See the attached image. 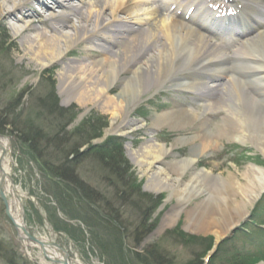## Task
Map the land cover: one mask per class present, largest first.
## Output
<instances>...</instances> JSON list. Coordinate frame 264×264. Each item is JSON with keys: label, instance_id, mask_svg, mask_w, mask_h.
<instances>
[{"label": "rangeland", "instance_id": "374dc122", "mask_svg": "<svg viewBox=\"0 0 264 264\" xmlns=\"http://www.w3.org/2000/svg\"><path fill=\"white\" fill-rule=\"evenodd\" d=\"M43 1L44 8L31 2L30 7L34 12L22 19L24 23L15 24L7 17V12L19 0H11L3 10L0 9V144L3 140L7 143L4 158L6 162H11L12 184L19 188L22 195L19 196L22 205L19 216L28 232L34 237L55 242L71 258L83 264L264 263V194L251 209L250 218L238 229L226 233L227 238L225 236L217 240L215 233L226 228V221L222 224L219 221L220 225L217 224V213H212L209 209L214 204L209 197L216 194V182L220 177H227V173H230L243 186V179L250 168H264V158L255 148L261 122L258 123L256 118L253 120L249 114L236 116L240 130L246 135L245 143L239 145L229 137H236L235 134L223 131L228 129L222 121L224 113H204L202 103L187 93L174 95L172 92H158L144 96L130 113H121L119 122L125 120L129 124L125 136H105L111 126L112 115L102 109V99L95 100V104L81 105L75 99L70 100L72 93L66 95L58 88L62 68L69 62L85 57L87 48L81 45L72 47L69 51L66 50L68 54L64 53L66 56L63 61L45 68H41L26 55L22 43L24 36L51 32L53 25L65 27L64 31H67L69 25L77 24L71 6L78 5V0H60V6L52 4L51 0ZM81 1L93 3L95 0ZM206 1L208 0H150L146 5V0H141V8L150 11L164 4V17L171 14L179 17L184 14L186 6L204 4ZM235 1L239 3L238 0ZM66 3H71V6ZM180 4L184 7L177 10L176 7ZM142 13L143 11H139L137 14L141 16ZM51 16L58 20L55 23L49 21ZM191 18L199 20L194 16ZM26 22L31 26L28 32L25 29L15 35L14 27L18 30L24 28ZM156 22L148 21L145 26L140 27L145 30L149 28L153 32ZM33 27L37 30H33ZM215 41L219 44L223 42L218 37ZM238 42L239 39H235V43ZM113 46L114 49L120 47L118 43ZM97 54L98 52L93 51L90 56L98 58L95 57ZM118 91L115 88L112 95L107 97H114ZM178 104L180 108L197 111L199 119L204 123L203 129L195 131L189 126L180 129L162 122L161 117ZM87 118L90 122L78 130V126ZM6 123L11 125L2 126ZM103 124L106 126L101 130V136L90 140L98 134V129ZM229 127V131L232 130ZM199 133L214 141V146L201 151L197 150L199 144L194 141H182ZM212 135H216V138L211 137ZM18 136L32 139L42 160L54 167L76 158L72 168L73 177L78 183L75 185L83 187L93 201L100 205V208L93 207L99 218L102 219L103 216L105 220H109L106 217L110 216V219H116L120 226L121 245L114 243L116 239L113 240L110 234L98 227H86L79 221H65L64 225L60 223L65 218L57 209L54 194L46 190L45 186L51 185L44 179L47 173L40 169L41 165L37 161L30 158L26 145L21 143ZM109 138H119L123 142L124 158L131 167L130 172H123V177L117 175L105 157L97 155L99 148ZM152 143L164 145L168 150L155 165L168 174L172 171V166L182 158H192L199 153L193 166L195 171L192 170L189 178L187 175L191 170L185 172L182 178L188 182L195 172L206 171L205 192L188 204L179 205L176 200H169L168 191L154 193L146 190L147 176H143V170L132 161L131 152ZM235 187L237 188L236 185ZM8 196L11 200L12 197ZM235 196L239 197L233 188L232 192L225 195L227 208L232 209ZM73 210L78 211L76 208ZM209 217L213 219L210 220ZM79 218H82V214ZM104 222L113 227L107 221ZM188 228L189 231L186 230ZM223 231L224 229L221 233ZM101 241L102 245L97 247V242ZM24 242L18 240L17 232L4 216L0 201V264H9L3 255L13 252L20 254L26 264H40L43 258L39 250L25 246Z\"/></svg>", "mask_w": 264, "mask_h": 264}, {"label": "bare ground", "instance_id": "6f19581e", "mask_svg": "<svg viewBox=\"0 0 264 264\" xmlns=\"http://www.w3.org/2000/svg\"><path fill=\"white\" fill-rule=\"evenodd\" d=\"M33 1L44 8L43 0H19L7 12V17L15 24L22 22V19L33 14L30 7ZM51 1L54 5H62L60 0ZM238 1L239 4L228 0H220L214 5L207 1L204 4H191L186 6L183 15L178 17L171 14L165 18L164 4L147 11L141 8V0H95L93 3L78 0L76 6L66 3L72 7L77 24L69 25L67 31H64L65 27L53 25L51 32L24 36L22 43L26 55L41 68L63 61L72 47L81 45L87 48L85 57L69 62L62 68L58 88L66 95L72 93L70 100L75 99L81 105L95 104V100L102 99V109L112 115L111 126L105 136H125L129 124L125 120L119 122L121 113H130L149 93H187L202 103L204 113H224L222 121L228 129L223 131L235 134L236 137H229L239 145L245 143L246 135L240 130L236 116L249 114L253 120L256 118L258 123L261 122L255 148L264 158V0ZM149 2L146 0V5ZM10 3L11 0H2L0 9L3 10ZM181 6L178 5L176 9L179 10ZM139 11H143L141 16L137 14ZM187 13L199 20L186 19ZM125 18L127 20H123ZM55 20L58 18L54 19L53 16L49 19L53 23ZM148 21H157L153 32L140 27ZM29 28L31 26L27 22L19 30L14 27L15 35L25 29L28 32ZM34 29L37 30L36 27ZM216 37L223 42L216 43ZM235 39H239V42L235 43ZM117 43L120 47L114 49L113 45ZM93 51L98 52L95 56L98 58L90 56ZM115 88L119 90L118 93L108 98ZM179 106L161 117L162 122L180 129L188 126L195 131L203 129L204 123L197 111ZM211 137L216 138V135ZM182 141H194L199 144L197 150L201 151L214 146V141L200 133ZM1 146L7 147L6 141L3 140ZM166 152L168 150L164 145L152 143L132 151V161L143 170V176H147L146 190L154 193L168 191L169 200H176L179 205L188 204L205 192L204 180L208 173L198 171L190 181H183L185 172L191 170L188 178L192 175L193 166L199 158L197 153L192 158L184 157L175 163L170 175L155 167ZM0 162V176L5 174L4 192L7 197L8 194L12 197L11 200L8 198L11 213L16 222L25 226L19 216L22 209L19 196L22 195L11 180V162L8 160V164L4 157ZM232 176L227 173V177H220L216 182V194L209 197L214 203L209 209L217 213L216 223L220 225L219 221L221 224L226 221V228L215 233L217 240L241 227L254 204L264 194V168H250L243 179V186ZM232 188L239 197L233 198L230 209L225 205V195L232 192ZM223 229L224 233H221ZM186 230L189 231V228ZM39 239L48 241L46 238ZM24 241L25 246L39 250L43 258L40 264H61L64 256L59 250L44 246L45 255L59 261L53 263L44 257L39 245ZM70 260L69 264H83L71 257Z\"/></svg>", "mask_w": 264, "mask_h": 264}, {"label": "trees", "instance_id": "16d2710c", "mask_svg": "<svg viewBox=\"0 0 264 264\" xmlns=\"http://www.w3.org/2000/svg\"><path fill=\"white\" fill-rule=\"evenodd\" d=\"M89 120L90 119L87 118L83 123H81V125L78 126V130H80V128L82 129V126L84 124L90 122ZM4 125H11V123L2 124V126ZM105 126L106 124L100 126L98 129L99 130L98 134L94 135L90 140L98 139L101 136V130H103ZM18 138L21 140V143L22 142L24 143V146L26 145L25 147L27 148V153L30 156V158L32 160L34 159V161H37L38 164L41 165L40 169H44L45 171L44 173H47V177H46L47 179L45 177L44 179L46 182H50L51 185L45 186L46 190L54 194L56 198L57 209L61 212L63 218H65V220H63L64 222L61 220L60 223L66 224L65 221H79L86 227H90V228L98 227L107 234H110L113 237V240L116 239L114 243L118 242L116 244L121 245L120 236H119L120 226L118 225L116 219L115 220L110 219L109 218L110 216L108 215H107L108 217L106 218H108L111 221L105 220L101 215L100 216L102 217V219L99 218L96 212L97 210L95 211L93 207L100 208V205H97V202L93 201L92 197L87 193L85 189H83V187L75 185L78 183L75 182L76 179H74L73 177L72 168L76 158L71 161L66 160L65 162L61 163L60 166L58 165L54 167V165L48 164L42 160L40 153L36 151V148L32 144L33 143L32 139L29 140L28 138L20 137V136H18ZM101 148H99V150L97 151V155H99V157H105L106 160H108V164L113 166L117 175L123 177L124 176L123 172L126 174L131 171V167H129L128 162L124 158L123 142L121 139L109 138L108 140L105 141V143ZM123 167L125 168V170ZM48 176L52 177L54 180L49 178ZM74 208H76L78 211L77 212L74 211L73 210ZM101 210L105 211L104 209ZM81 214H82V218H79ZM104 221H107L114 228L108 226ZM106 226L108 228H106ZM54 228L56 230L59 229L57 227ZM103 241L97 242L96 246L100 247ZM111 244L112 246H115L113 243ZM3 256L5 259H7L9 264H26V262L24 261V259L21 257L20 254L18 255L13 252L10 255L7 256L3 255ZM107 264L110 263L107 262Z\"/></svg>", "mask_w": 264, "mask_h": 264}, {"label": "water", "instance_id": "95a60500", "mask_svg": "<svg viewBox=\"0 0 264 264\" xmlns=\"http://www.w3.org/2000/svg\"><path fill=\"white\" fill-rule=\"evenodd\" d=\"M0 150L2 152L0 160L2 161V157H4V154H5V148L2 147L1 144H0ZM0 172H2L1 162H0ZM4 177H5V174L2 173V175L0 176V201H1V203L3 205V208H4V216L10 221L13 229L17 232L18 240L20 242L22 240H27V241H30L32 243H35V244L39 245L41 250H42V253L44 254V257L46 259H48L49 261H52L53 263H59V261L51 260L49 257H47L45 255L44 246H48L50 248H55V249L59 250L60 252H62V254L64 256L63 259L60 261L61 264H69L70 261H71L69 255L59 245H57L54 242L41 241L39 238H36V237L32 236L28 232V230L26 229V227L24 225H22V224L20 225L18 222L15 221V219H14L12 213H11V210H10V201L7 198V195L4 192V187H3Z\"/></svg>", "mask_w": 264, "mask_h": 264}]
</instances>
